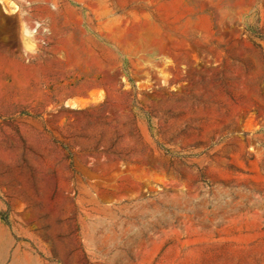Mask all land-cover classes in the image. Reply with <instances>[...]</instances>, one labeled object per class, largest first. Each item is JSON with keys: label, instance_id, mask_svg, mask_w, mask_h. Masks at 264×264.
Wrapping results in <instances>:
<instances>
[{"label": "rangeland", "instance_id": "1", "mask_svg": "<svg viewBox=\"0 0 264 264\" xmlns=\"http://www.w3.org/2000/svg\"><path fill=\"white\" fill-rule=\"evenodd\" d=\"M0 264H264V0H0Z\"/></svg>", "mask_w": 264, "mask_h": 264}]
</instances>
